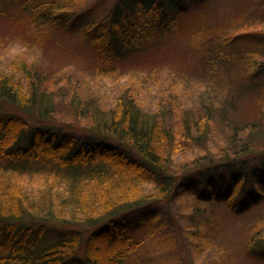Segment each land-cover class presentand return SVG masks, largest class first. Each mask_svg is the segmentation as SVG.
Returning a JSON list of instances; mask_svg holds the SVG:
<instances>
[{"label": "trees", "instance_id": "obj_1", "mask_svg": "<svg viewBox=\"0 0 264 264\" xmlns=\"http://www.w3.org/2000/svg\"><path fill=\"white\" fill-rule=\"evenodd\" d=\"M11 1L0 0V15ZM198 1L110 0L105 13L86 19L87 9L72 10L61 0H19L12 20L21 31L37 33L35 28L47 25L78 31L93 49L97 71L110 73L126 53L184 24ZM244 6L249 15L251 10L264 15V0H246ZM240 31L223 41L237 44L233 51L220 50L216 60L227 73L246 79L226 95L224 80L216 77L222 78L223 70L208 57L206 87L197 103L187 109L171 103L168 114L179 125L164 122L163 113L147 118L123 92L98 122H91L95 129L88 134L60 132L38 118L51 110L47 104L54 94L40 91L17 63L1 69L0 264H121L143 243L142 235L138 240L124 235L122 224L150 219L152 226L167 224L165 230L172 232L169 203L182 197L190 211L179 218L193 225L190 236L207 232L200 226L210 227L218 209L254 218L246 227L244 249L252 259L264 260V145H259L264 142V60L260 52L236 50L264 40V31ZM254 89L259 90L255 109L245 113L238 103ZM32 117L37 122L29 125ZM220 128L225 136L216 140L210 134ZM188 148L193 162H180L177 157ZM33 177L60 187L27 188ZM120 207L124 211L117 214ZM50 218L62 224L103 220L83 234L48 224Z\"/></svg>", "mask_w": 264, "mask_h": 264}, {"label": "rangeland", "instance_id": "obj_2", "mask_svg": "<svg viewBox=\"0 0 264 264\" xmlns=\"http://www.w3.org/2000/svg\"><path fill=\"white\" fill-rule=\"evenodd\" d=\"M61 1L67 4V8L75 11L87 9L86 19L89 16L92 18L102 15L110 4V0ZM245 1L199 0L192 5L193 16L186 18L184 24L179 23L170 34L156 35L135 51L126 53L114 72L100 73L97 71L91 45L80 37L78 31L62 30L48 25L35 28L40 30L37 33L16 28L18 24L14 25L12 16L18 13L20 5L19 0H12L11 5L2 10L5 15H0V70L8 67L10 63H17L22 75L30 74L40 91L54 94L51 103L47 104L51 110L46 113L45 118H38L52 124L53 129L60 132H74L80 136L88 134L95 129L91 122H98L102 118L101 114H106L114 99L123 92L128 95L125 97L133 99L146 112L147 118L153 113H163L164 116L159 117L164 122L169 123L170 119L175 122L174 125H179L175 116L170 117L168 114L171 103L177 102L184 109L192 108L197 103V97L206 87V78L203 75L206 74L205 61L208 57L212 58L213 65L215 63L219 70H223L222 65H217L218 52L221 50L225 54L233 51L237 45L231 43V46L228 43L225 46L223 41L230 42L229 38L238 30L264 31V15L258 17L252 10L249 15L246 9L250 7L244 6ZM243 9L249 16L245 21L241 18ZM235 26L238 29L232 30ZM242 46L243 48L236 50L247 54L260 52V57L264 60L263 38L251 45ZM236 67L237 65L233 69ZM220 72L222 78L217 73L216 77L219 81L224 80L222 86L223 89L226 87L225 94L226 90L229 91L226 95L246 79L244 74L234 75L232 70L228 73L225 70ZM229 75L230 78L227 77ZM258 93V89L251 90L244 95L237 107L247 111L245 113L255 109L253 100L258 97ZM3 107L7 110L8 106ZM235 114L238 117L242 115L239 112ZM28 122L29 125H34L37 119L32 117ZM262 129L264 132V126ZM212 133L210 135H216V140L225 136L222 128ZM259 145H264V142ZM192 152L188 148L177 159L191 163L194 157L190 155ZM18 180L19 184L25 182L20 178ZM52 182L48 180L45 183L41 177H33L30 182L32 184L29 183L27 188L31 185L39 188L44 185H52L54 189L60 187ZM186 201L187 198L182 197L169 203L171 217L167 222L174 224L172 232L165 230L164 226H168L167 224L157 228L152 226L150 219L144 222L140 219L130 220L129 224L124 222V235L136 237L137 240L142 235L143 243L121 264H139L140 260H147L148 264H264V260L257 261L249 257L244 249L246 227L254 218L237 217L218 209L219 212L215 213L210 227L208 224L200 226L207 232L190 236L187 230H192L193 225L185 218H179L181 214L190 211ZM118 209L117 214L124 211L123 207ZM130 209L135 210L136 206L131 205ZM102 220L91 224L84 221L62 224L50 218L47 222L61 229L76 228L87 234ZM163 240H166V245L160 243Z\"/></svg>", "mask_w": 264, "mask_h": 264}]
</instances>
